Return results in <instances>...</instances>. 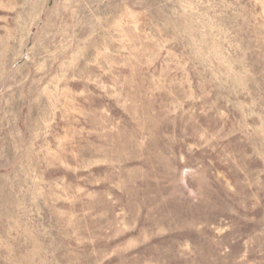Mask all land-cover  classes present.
<instances>
[{"label":"rangeland","instance_id":"obj_1","mask_svg":"<svg viewBox=\"0 0 264 264\" xmlns=\"http://www.w3.org/2000/svg\"><path fill=\"white\" fill-rule=\"evenodd\" d=\"M0 264H264V0H0Z\"/></svg>","mask_w":264,"mask_h":264}]
</instances>
